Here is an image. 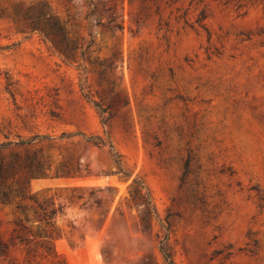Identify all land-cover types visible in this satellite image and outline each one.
Masks as SVG:
<instances>
[{
    "label": "rangeland",
    "instance_id": "374dc122",
    "mask_svg": "<svg viewBox=\"0 0 264 264\" xmlns=\"http://www.w3.org/2000/svg\"><path fill=\"white\" fill-rule=\"evenodd\" d=\"M33 134L0 264H264V0H0V142Z\"/></svg>",
    "mask_w": 264,
    "mask_h": 264
},
{
    "label": "trees",
    "instance_id": "16d2710c",
    "mask_svg": "<svg viewBox=\"0 0 264 264\" xmlns=\"http://www.w3.org/2000/svg\"><path fill=\"white\" fill-rule=\"evenodd\" d=\"M20 17L23 20L24 28H27L29 31L39 32L43 39L49 38L50 35H57L61 31V25L58 19L51 18L50 16H44L43 10L33 14L29 12H20ZM61 52L66 58H68L72 53V48H60ZM82 54V52H81ZM43 137V136H42ZM40 135L33 134L30 138L23 140L19 139L16 141H3L0 142V198L5 201L8 200L12 187L7 184V180L12 178L16 173V170L19 168L27 169L31 174H40V161L37 160L34 156L26 154L24 158H21L17 153L11 154L10 158L7 159L3 151L9 149L12 145L23 147L28 146L40 139ZM95 145L101 144V139L99 137H89L88 141H91ZM114 158L117 164H120V155L114 153ZM17 192H21V188ZM163 240L161 241L162 245L160 250L166 259H169V254L165 251L163 246ZM170 264L172 261L169 260Z\"/></svg>",
    "mask_w": 264,
    "mask_h": 264
}]
</instances>
